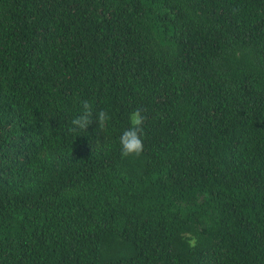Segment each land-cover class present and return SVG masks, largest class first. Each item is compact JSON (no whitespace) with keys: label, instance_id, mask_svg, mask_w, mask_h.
<instances>
[{"label":"trees","instance_id":"16d2710c","mask_svg":"<svg viewBox=\"0 0 264 264\" xmlns=\"http://www.w3.org/2000/svg\"><path fill=\"white\" fill-rule=\"evenodd\" d=\"M0 264H264V0H0Z\"/></svg>","mask_w":264,"mask_h":264},{"label":"clouds","instance_id":"9594fccd","mask_svg":"<svg viewBox=\"0 0 264 264\" xmlns=\"http://www.w3.org/2000/svg\"><path fill=\"white\" fill-rule=\"evenodd\" d=\"M80 113L71 121V127L68 129L70 133L77 130H86L90 125L95 124L96 127L104 131L111 119L110 114L106 110H93V105L87 100L80 101ZM130 127L122 132L120 137L121 156L128 157L131 155L139 156L143 151V141L141 137L144 135L143 124L147 119L142 115L140 109H136L129 114ZM189 247H195L196 240L192 237L188 241Z\"/></svg>","mask_w":264,"mask_h":264}]
</instances>
